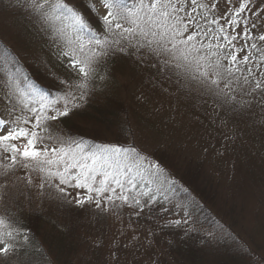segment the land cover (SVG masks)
Masks as SVG:
<instances>
[{"label": "rangeland", "instance_id": "rangeland-1", "mask_svg": "<svg viewBox=\"0 0 264 264\" xmlns=\"http://www.w3.org/2000/svg\"><path fill=\"white\" fill-rule=\"evenodd\" d=\"M63 2L82 11L87 23L86 29H92L89 22L91 17L82 4L88 0ZM24 3L25 0H0V39L9 50L8 53L15 55L25 66L32 67L33 78L51 86L54 80L62 79V74L49 67V70H41L40 74L36 68L52 63L48 58L52 45L68 57L66 61L70 63L73 57L65 53H70L76 47L69 40H75L77 36L67 30V33L62 34L60 29L58 34L43 30V24L29 8L18 6ZM252 3L255 6L259 0H252ZM220 7L223 9L224 0H220ZM260 7L264 8V5ZM106 11L103 10L105 14ZM97 14L101 18V13ZM248 15L247 12L243 14L241 23ZM252 19L255 20V17ZM256 22V31H264V19ZM221 23L224 21L221 20ZM226 31L232 32L233 36L236 34L227 26ZM79 37L89 49L98 48L94 42L89 43L90 40ZM253 42L257 41H245L242 36L234 41L238 46L237 51L240 46L247 47ZM248 51L252 53L253 60L259 56L253 49L248 48ZM244 54L240 52L241 56ZM97 60H100L99 57L94 58V62ZM126 63H129L128 58ZM113 66L112 70L119 74L116 75L118 80L115 78L117 84L114 90L109 88V94L126 107L131 106L136 110L130 117L132 131L129 139L115 143L117 140L111 137L112 134L103 132L100 134L105 138L102 149L91 151L87 150L86 144L79 138L56 122L51 130L53 140L49 143L56 142L55 138L60 137L83 156L93 153L104 155L108 146L122 149L134 147L135 153L126 157L121 154L120 165L125 172L122 179H141L146 183L145 188L161 197L164 204L155 210L143 209L142 213L132 199L139 198L130 191L127 204L114 199L113 202L104 201L105 206L97 208L94 202L82 205L76 203L77 199H85V190L64 186L68 198L86 211L83 219H88L80 234L85 237L84 240L96 246V251L87 253L83 245L88 243H82L74 263L158 264L156 261H161L165 264H220L212 258L207 246L202 247L206 252H197L198 247L195 249V260L189 251H180V242L185 239L176 242L179 234H175L174 228L177 226L185 236L187 230L202 231L200 235L204 233L203 238L213 242L216 234L229 235L238 247L235 251H241L244 258L237 264H264V92L249 95L250 86L241 88L239 84L235 85V105L230 108L228 116L220 117L210 104L218 107L221 105L219 100L223 101L224 98L215 95L198 81L181 79L173 83L175 88L164 86L166 92H159L151 84H139L129 75V70L122 73L116 65ZM240 68L242 75L247 76L248 73L243 71L245 65L241 64ZM140 72L143 74L145 71L141 68ZM107 80L112 79L107 77ZM3 82L0 80V118L11 122L16 116L29 117L21 111V107L11 104L10 90ZM106 97H97L96 101L105 107ZM65 102L62 96L55 99L49 106L48 114L62 109ZM3 131L4 126L0 125V132ZM186 175L194 181L191 188L184 184ZM42 176V173L31 167L17 165L5 168L0 164V219L4 216L6 218V212L13 208L21 210L22 207L30 212L49 209V204L56 201L57 193L60 192L58 181L42 179ZM43 188L45 200L41 197ZM179 188L189 194L201 210L206 207L211 216L206 218L203 213L193 215L191 208L183 207ZM145 191L149 193L147 189ZM150 200L153 202L157 199L152 197L146 201ZM140 201L141 205L145 202ZM98 216L105 220L103 230L87 232L95 225L93 222ZM177 220L181 223L176 224ZM59 226L62 224L59 223ZM13 230L19 233L17 236L22 240L26 239V229H0Z\"/></svg>", "mask_w": 264, "mask_h": 264}, {"label": "snow or ice", "instance_id": "snow-or-ice-1", "mask_svg": "<svg viewBox=\"0 0 264 264\" xmlns=\"http://www.w3.org/2000/svg\"><path fill=\"white\" fill-rule=\"evenodd\" d=\"M260 5H264V0H259L255 6L252 0H224L223 9L220 0H150L147 6L141 5V10L147 7V11L140 16L121 8L120 0H88L86 8L101 13L104 25L113 33V40L95 39L98 48L93 49H89L79 36L69 40L76 47L65 55L73 57L71 66L77 68L80 82L69 85L70 91L63 108L54 114L44 112L47 105L41 97L39 109L23 104L21 111L26 109L31 116H16L11 122L0 118V125L4 126V131L0 132V164L5 168L17 165L31 167L43 174L42 179L58 181V190L62 194H66L64 186L85 190V199H77V204L94 202L97 208H103L104 201L113 202L114 199L127 204L131 188L126 189L125 184L134 188L135 183L134 178L122 179L125 172L120 165V157L121 154L126 157L135 153L136 149L108 146L104 155L93 153L83 156L60 137L55 138L56 142L49 143L53 136L45 122L66 117L71 110L81 107L87 96L85 89L92 76L93 59L106 55L102 49L113 45L124 52L125 42L137 50L147 48L157 57L159 71L176 75L178 81H198L215 95L222 96L225 102L235 100L233 93L237 84L241 88L250 86L249 95L264 92V31H256V21L264 19V8ZM18 6L29 8L42 24H50L53 20L64 24L65 20H70V24H64L60 29L61 32L65 28H73L77 32L87 28L83 12L63 0H55L54 3L50 0H25L23 5ZM103 10H107L106 14ZM246 12L248 18L241 23ZM226 26L236 33L235 36L226 31ZM241 36L245 41L255 39L257 42L247 47L240 46L237 51L234 41ZM248 48L259 53L256 60L252 59ZM240 52L245 54L241 56ZM241 64L245 65L243 71L248 73L247 76L237 75L242 73ZM72 88L78 94L73 93ZM4 161L9 163L4 164ZM28 182L31 183V180ZM132 199L141 211L148 205V201L141 205L139 199ZM4 225L3 219H0V227ZM16 235L19 233L14 235V230L0 231V257L7 258L17 251L15 244L10 242Z\"/></svg>", "mask_w": 264, "mask_h": 264}, {"label": "trees", "instance_id": "trees-1", "mask_svg": "<svg viewBox=\"0 0 264 264\" xmlns=\"http://www.w3.org/2000/svg\"><path fill=\"white\" fill-rule=\"evenodd\" d=\"M51 1L52 0H50V2ZM82 4H84L85 10L91 17L89 22L92 29H84L83 31L77 32L73 28H65L64 32L60 33L58 29L63 28L64 24H70L71 21L65 20L64 24H62L60 21L53 20L50 24H43V30L53 33L56 32L57 34L67 33V31L71 34L74 32L76 33L75 36H82L84 37L83 39L90 40L94 43L95 39H107L111 42L114 38L113 33L107 30V26L104 25L102 18H100L97 13L89 11L86 8L87 3L82 2ZM142 4L147 6L149 4L148 0H141V2L140 0H120L121 8L132 10V12L140 16H143L144 12L147 11V7L141 10ZM133 43H136V41L133 40ZM124 47V52L119 51L115 45L111 48L105 47L102 51L107 54L100 56V60L95 62L93 59L91 64L93 71L85 89L87 92L85 101L81 104V107L71 110L68 116L60 117L56 121L45 122L50 130H52L56 122L60 123L64 129L74 134L82 143H85L87 150L91 151L102 149V143L105 138L100 134L103 132L112 134L111 137L114 136L115 140H117L115 143H121L123 140L129 139V135L132 131L130 117L136 110L131 106L126 107L123 102H118L109 94V88L112 87L114 90V86L117 84L115 78H117L116 75L119 74L112 70L114 67L113 65L121 69L122 73L129 70V75L134 80L140 82L139 84H151V86L157 87L159 92H166L164 86L167 88H175V84L173 83L178 81L176 75L166 71H159L156 66L157 57L151 54L147 48L137 50L126 42ZM8 51L6 45L2 39H0V80H3V85L10 90L9 98L12 101L11 104L19 106L21 109L25 103H27L29 107L39 109L41 106L40 100L41 97H43L44 104L47 105L44 108V112L48 113L49 106L55 99L61 96L65 99L68 96L70 84L75 85L80 82L81 78L78 76L77 68L71 66L73 58H71L70 63L67 62L68 60L66 61V59L68 57L64 56L55 45H52V49L50 48V53L48 55L49 62L52 61V63L44 65L41 68H36L40 74H42L41 70L44 71V68L48 69V67L49 69H54L56 73L62 74V79L54 80L51 86L42 83L36 77L33 78L32 67L25 66V64L16 59L15 55L8 53ZM126 58H128L129 63H126ZM141 68L145 71L143 74L140 72ZM237 75H242V73H238ZM107 77H111L112 80H107ZM71 91L76 93L75 88H72ZM97 97H101V99L107 98L105 107L98 104L99 101H96ZM113 100L116 101L113 102ZM219 103L221 105L218 107H215L213 104L210 105L212 109L216 110V114L220 117L228 116L230 108L235 105L234 101L225 102L224 99L223 101L220 99ZM23 112H26V114L30 116L32 115L28 113L26 109H24ZM55 112L56 111L52 114ZM84 125H86L85 128ZM183 181L184 184L188 187L190 186V188L192 184L194 185L193 179L187 175ZM134 183V188L128 184L125 185V188H131V191L134 192L140 200L146 201L148 198L152 197L157 199L153 200V202L150 200L147 207L143 208L144 210H155L164 204L161 197L149 188H145L146 183L142 182L141 179L134 180ZM145 189H147L149 193H147ZM43 190L41 197L45 200V188H43ZM178 190L180 197L183 198V207L186 206V208H191L193 215L203 213L206 218L211 216V212H209L206 207L201 210L199 205L191 200L189 194L184 193L181 188ZM144 191L146 193H144ZM201 198L206 199L205 197ZM143 204L144 202L142 205ZM48 207L49 209L47 211L39 210L30 212L29 209L27 210L21 207V210L13 208L12 211L6 212V218L5 216L1 218L5 222L3 226L4 229L5 227L26 229L27 233L25 234V240H22V238L17 235L14 240H11V243L15 244L17 251L7 258L0 257V264H75L74 259L81 249L80 245L82 243H88L87 240H84L85 237L80 234L81 230L85 229V223L88 219H83L86 211L68 198L67 191L66 194L58 192L56 201L50 203ZM54 214L61 215V217ZM104 222L105 220L98 216L93 222L95 225L91 226L87 232H99L103 230ZM150 222L153 224L155 223L153 220H150ZM59 223H61L62 226H59ZM3 227H0V229ZM167 227L168 225L165 228ZM174 232L177 235L179 234V236L176 237V242H180L181 238L185 239L180 242V251H185L187 253L189 251L194 260L195 249L198 247L197 252L201 250L206 252L204 248L202 249L204 246L209 248L210 254L212 258L216 260V263L237 264V262L239 263L244 260L242 252L239 250L237 252L235 251L238 247H236L235 242L232 241L231 236L229 238V235L222 233L216 234L213 242L211 239H204V233L202 236L200 235L202 231L190 232L187 230L185 236L176 226ZM15 233H17V231L14 232V235ZM83 246H85L87 253L96 251V246H92L91 242ZM156 263L165 264L161 261H156Z\"/></svg>", "mask_w": 264, "mask_h": 264}]
</instances>
